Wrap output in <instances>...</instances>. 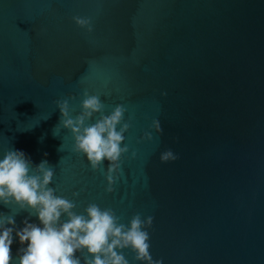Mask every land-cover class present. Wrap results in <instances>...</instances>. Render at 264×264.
<instances>
[{
  "label": "water",
  "instance_id": "95a60500",
  "mask_svg": "<svg viewBox=\"0 0 264 264\" xmlns=\"http://www.w3.org/2000/svg\"><path fill=\"white\" fill-rule=\"evenodd\" d=\"M76 16L92 19L90 35ZM85 90L105 115L123 104L125 122L134 116L111 194L109 162L94 171L68 129L53 134L55 102L75 96V118ZM11 149L34 167L47 160L50 187L77 214L95 203L125 225L153 216V260L264 264V0H0V159ZM169 149L179 159L162 163ZM25 219L40 223L20 211L17 230ZM13 241L15 262V232Z\"/></svg>",
  "mask_w": 264,
  "mask_h": 264
},
{
  "label": "clouds",
  "instance_id": "9594fccd",
  "mask_svg": "<svg viewBox=\"0 0 264 264\" xmlns=\"http://www.w3.org/2000/svg\"><path fill=\"white\" fill-rule=\"evenodd\" d=\"M75 24L90 35L93 31L91 18L73 17ZM162 95H167L163 93ZM75 96L57 100L56 107L61 113L59 125L54 129H68L75 139L74 151L87 158L94 171L102 169L107 160L106 172L108 193L115 192V185L121 180L122 157L130 149L125 141V134L132 127L130 116L125 122L127 108L123 104L114 107L111 114L105 115V103L99 95L83 92L81 112L72 116V102ZM99 116L95 123H90ZM151 128L158 135L163 134L158 119L152 121ZM143 141H153L152 131L142 137ZM139 142V141H138ZM63 147V146H62ZM132 151L131 159L137 158ZM179 157L171 149L161 153L162 163L175 162ZM55 171L47 160L33 166L23 151L9 150L0 159V204L16 208L11 215L0 214V264H129L123 255L130 249L139 264H163V260H153L150 254V234L147 229L153 225V216L146 220L137 213L129 225L120 223V218L111 208L102 209L92 203L85 209L86 214H77L76 204L67 198L56 195V189L50 187ZM79 192L73 196L78 197ZM26 211L29 216H37L39 225L23 221L24 227L17 230L15 215ZM67 220H62V217ZM8 225H11L9 227ZM21 244L18 259L12 257L13 233ZM26 245V247H25Z\"/></svg>",
  "mask_w": 264,
  "mask_h": 264
}]
</instances>
